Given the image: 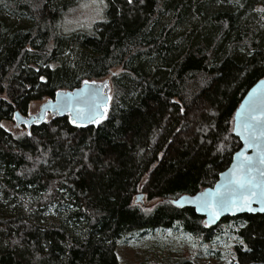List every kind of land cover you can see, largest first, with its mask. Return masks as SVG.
Wrapping results in <instances>:
<instances>
[{"label":"trees","instance_id":"obj_1","mask_svg":"<svg viewBox=\"0 0 264 264\" xmlns=\"http://www.w3.org/2000/svg\"><path fill=\"white\" fill-rule=\"evenodd\" d=\"M82 1L0 0V264H120L118 242L133 234L207 239L231 223L243 243L227 264H264V214L208 226L172 203L213 186L241 147L236 109L264 78V0H105L104 20L63 32ZM107 77L97 124L5 125ZM138 193L159 202L143 208Z\"/></svg>","mask_w":264,"mask_h":264},{"label":"rangeland","instance_id":"obj_2","mask_svg":"<svg viewBox=\"0 0 264 264\" xmlns=\"http://www.w3.org/2000/svg\"><path fill=\"white\" fill-rule=\"evenodd\" d=\"M90 2L91 0H84L69 9L63 18V32L91 28L105 19L106 8L102 16L98 17L94 7H82ZM105 79L111 82L110 77L101 80ZM44 101L32 103L28 114L39 112ZM5 125L14 131H26L25 127L16 126L14 121L5 122ZM135 202L143 208L152 209L159 201L148 200L146 196L138 193ZM240 226L241 224L232 223L221 226L222 231L219 234L213 233L207 239L186 233L181 228L157 229L144 235L133 234L118 242L117 254L120 264H178L183 260H193L195 264H227L236 257L235 245L241 243L237 234Z\"/></svg>","mask_w":264,"mask_h":264},{"label":"water","instance_id":"obj_3","mask_svg":"<svg viewBox=\"0 0 264 264\" xmlns=\"http://www.w3.org/2000/svg\"><path fill=\"white\" fill-rule=\"evenodd\" d=\"M85 81L88 83L85 84ZM74 89H61L58 90L53 98L46 99L40 105L39 112L35 114L25 115L19 110L14 113V121L16 126L22 127L26 126L29 130L31 126L35 123L44 122L48 119L49 115L52 116H64L68 115L70 120L76 119L75 125L85 126L89 124H97L92 120L88 119H78L76 118V113L70 105H75L76 107L83 106L82 93L86 91L87 98L89 101L93 100L97 95L102 98V105L97 110V114L94 119L100 122L107 116V111L111 103V84L108 79L105 80H85ZM107 85V87H105ZM79 101V103H77ZM255 104L257 110L255 115L264 116V78L258 80L244 95L239 107L236 109L234 115V134L240 139L241 147L233 155L232 162L230 166L219 174L216 183L207 187L196 194H183L177 199L172 200V203L179 207H192L195 209L196 213L204 217V221L208 226H216L220 223L223 218L226 217H236L243 214H264V212L258 209L262 206L254 198L251 207L257 209L256 211H248L247 209L235 210V209H223L219 210V215L213 218L208 209H205L200 205L197 200L200 195L206 191H215L222 185H226L229 181L230 173L239 164V162L246 156L251 158L254 169L252 175L255 177L256 181L260 184L259 188L254 189L258 194L264 192V176H261V172H264V164L260 163V160L264 158V135H260L264 132V119H261L258 126V131L256 133L259 139L255 142L245 141V136L247 133L240 126V121L247 116V110L250 105ZM106 105V108L105 106ZM244 113L245 116L242 117L240 114ZM74 124V123H73ZM243 133V135H242ZM241 154V155H238ZM264 198V197H260Z\"/></svg>","mask_w":264,"mask_h":264},{"label":"snow or ice","instance_id":"obj_4","mask_svg":"<svg viewBox=\"0 0 264 264\" xmlns=\"http://www.w3.org/2000/svg\"><path fill=\"white\" fill-rule=\"evenodd\" d=\"M133 0H128V3L131 4ZM143 3V0H140ZM82 7H94L95 13L98 17H101L104 11V8L107 7L105 0H91L90 3L82 5ZM264 12V9H260ZM44 77H41L43 80ZM88 82L85 81V84ZM107 87V85H105ZM83 106L76 107L75 105H70L76 113V118L78 119H88L92 120L95 123L100 121L94 119V116L97 114V110L101 107L103 101L98 95L91 101L87 98L86 91L82 94ZM79 103V101H77ZM106 108V105H104ZM257 110L256 105L252 104L247 110V116L240 121V126L244 129V132L247 133L245 136L246 143L252 142L255 143L259 136L256 135L258 131V126L261 119H264V116L255 115ZM242 117L245 116L244 113L240 114ZM72 123H76V119H72ZM79 126V125H78ZM2 127V125H0ZM243 135V133H242ZM260 135H264V132H261ZM241 155V154H238ZM261 164H264V158L260 160ZM254 169V164L249 157H244L239 164L232 170L230 173V179L226 185H222L215 191H206L197 198L200 205L203 208L208 209L210 215L215 218L219 215V210L223 209H235L243 210L247 209L248 211H256L251 207L253 199L256 198L257 202L262 206L258 209L259 211L264 212V192L257 193L254 189L259 188L260 184L256 181L255 177L252 175ZM261 176H264V172L260 173ZM243 243V241H241Z\"/></svg>","mask_w":264,"mask_h":264}]
</instances>
